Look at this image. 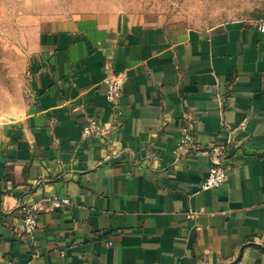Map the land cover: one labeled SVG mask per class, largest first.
<instances>
[{
	"label": "crops",
	"instance_id": "1",
	"mask_svg": "<svg viewBox=\"0 0 264 264\" xmlns=\"http://www.w3.org/2000/svg\"><path fill=\"white\" fill-rule=\"evenodd\" d=\"M33 39L0 93V264H264V31L110 13ZM220 146L227 179L201 189ZM50 195L70 204L39 213L29 247L19 206Z\"/></svg>",
	"mask_w": 264,
	"mask_h": 264
},
{
	"label": "rangeland",
	"instance_id": "2",
	"mask_svg": "<svg viewBox=\"0 0 264 264\" xmlns=\"http://www.w3.org/2000/svg\"><path fill=\"white\" fill-rule=\"evenodd\" d=\"M129 13L196 29L264 18V0H0V93L16 85L25 46L42 28L85 14Z\"/></svg>",
	"mask_w": 264,
	"mask_h": 264
},
{
	"label": "built area",
	"instance_id": "3",
	"mask_svg": "<svg viewBox=\"0 0 264 264\" xmlns=\"http://www.w3.org/2000/svg\"><path fill=\"white\" fill-rule=\"evenodd\" d=\"M254 26L259 31H264V18L258 19L254 22ZM106 93L105 97L110 103H116L121 93L123 83L122 73H113L105 79ZM193 125L187 124L183 127L182 136L179 139L180 145L192 144L194 149L198 146L195 145L194 134L192 132ZM100 131L99 124L94 118H88L86 124L82 128L83 135L97 134ZM225 146L211 147L205 150V153L212 154L213 166L210 167L207 177L201 183V189L215 188L223 184L227 179V172L224 165ZM70 204L67 197H60L57 195L46 196L42 201H34L30 204L20 205V223L18 224V233L22 241L29 247L35 244V233L38 226V215L43 210H50L60 208ZM198 212H189L188 217H197ZM258 242L264 241V235L257 237ZM7 264H14L9 261Z\"/></svg>",
	"mask_w": 264,
	"mask_h": 264
}]
</instances>
